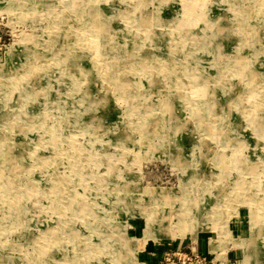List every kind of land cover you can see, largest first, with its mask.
<instances>
[{
	"label": "rangeland",
	"instance_id": "1",
	"mask_svg": "<svg viewBox=\"0 0 264 264\" xmlns=\"http://www.w3.org/2000/svg\"><path fill=\"white\" fill-rule=\"evenodd\" d=\"M0 35V264H264V0H0Z\"/></svg>",
	"mask_w": 264,
	"mask_h": 264
},
{
	"label": "bare ground",
	"instance_id": "2",
	"mask_svg": "<svg viewBox=\"0 0 264 264\" xmlns=\"http://www.w3.org/2000/svg\"><path fill=\"white\" fill-rule=\"evenodd\" d=\"M197 17V16H196ZM145 26V25H144ZM147 36H149V34L147 35ZM255 38V34L254 33H252L251 34V36L249 37V39H254ZM144 42V41H143ZM150 42V41H149ZM249 43H247V44H250L251 46L253 45V44H255V42L254 41H248ZM62 45V44H61ZM152 45V44H151ZM17 51V50H16ZM31 71H32V68H31ZM1 159V158H0ZM3 161V160H2ZM246 194V193H245ZM158 197V196H157ZM202 197V196H201ZM168 200H170V199H168ZM195 200V199H194ZM252 200V199H251ZM196 201V200H195ZM194 203H196V202H194ZM172 204V203H171ZM197 205V204H196ZM171 206V205H170ZM180 206H181V209L183 210H181L182 212H184V210L186 211V212H191V211H194V209L195 208H193V205H190V203L189 204H187V203H185V202H181V204H180ZM205 206V205H204ZM203 208H205V207H203ZM254 210V209H253ZM173 211V210H172ZM159 213V212H158ZM257 213V212H256ZM180 214V213H179ZM183 214V213H182ZM189 214V213H188ZM193 214V213H192ZM191 214V215H192ZM147 215V214H146ZM184 215V214H183ZM194 215V214H193ZM164 214L163 215H161V216H159V217H157V218H155V217H153V216H146V220L144 221L145 222V226H144V230H143V236L141 237V238H139V240H136V243L134 244V245H130V244H127V243H125L124 245H123V247H125V248H130V251H132V255L134 256L135 254H136V252L137 251H140V250H143L144 249V245H146L149 241H155V240H157L158 239V237H160V235H162V233H164V234H166V235H170V236H172V237H175V235L176 234H178V233H181L183 236H184V234H185V232H187V228H186V226H184L182 223H181V221H180V217L181 216H179L178 217V220L179 221H177L176 222V224L174 225V226H171V229H176L177 228V230H178V233H173L172 232V230L170 229H165V228H163L162 229V226H163V224L162 223H164ZM185 216V215H184ZM187 216V215H186ZM188 216H190V215H188ZM257 218V217H256ZM258 218H260V217H258ZM184 220V219H183ZM186 221V220H185ZM252 221V220H251ZM250 221V222H251ZM185 223V222H184ZM251 225H252V223H251ZM159 226V227H158ZM153 227L154 228H158L156 231H154L153 230ZM161 227V228H160ZM190 229V228H189ZM214 229H215V231L217 232V229H218V227L216 226V227H214ZM188 232H190V231H188ZM220 232V231H219ZM191 233V232H190ZM256 233V232H255ZM259 233V232H258ZM180 234V235H181ZM252 234V233H251ZM129 239V238H128ZM127 239V240H128ZM248 241V240H247ZM251 242H252V240H251ZM254 244V243H253ZM218 245V244H217ZM255 247V246H254ZM214 246L213 247H211L210 248V250H211V252H213V250H214ZM118 249V248H117ZM248 249V248H247ZM118 251V250H117ZM121 252V251H120ZM123 256V255H122ZM126 256V255H125ZM132 256V257H133ZM135 258V257H134ZM247 258H248V256L245 254V252H244V258H243V260L239 263V264H249V261H247ZM133 261H134V259H133ZM132 262V261H131ZM129 264V263H128ZM131 264H134L133 262L131 263ZM139 264H143V262H140ZM223 264V263H222Z\"/></svg>",
	"mask_w": 264,
	"mask_h": 264
},
{
	"label": "built area",
	"instance_id": "3",
	"mask_svg": "<svg viewBox=\"0 0 264 264\" xmlns=\"http://www.w3.org/2000/svg\"><path fill=\"white\" fill-rule=\"evenodd\" d=\"M1 46H6L5 38L2 35H0V50L2 49ZM210 262L206 256H201L192 247L189 252H181L179 250L175 252L164 251L159 264H211L212 262Z\"/></svg>",
	"mask_w": 264,
	"mask_h": 264
},
{
	"label": "crops",
	"instance_id": "4",
	"mask_svg": "<svg viewBox=\"0 0 264 264\" xmlns=\"http://www.w3.org/2000/svg\"><path fill=\"white\" fill-rule=\"evenodd\" d=\"M145 263H146V264H149V261L146 260Z\"/></svg>",
	"mask_w": 264,
	"mask_h": 264
}]
</instances>
